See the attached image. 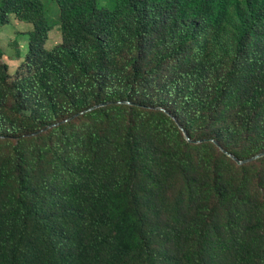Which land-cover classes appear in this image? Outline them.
<instances>
[{
  "label": "trees",
  "instance_id": "1",
  "mask_svg": "<svg viewBox=\"0 0 264 264\" xmlns=\"http://www.w3.org/2000/svg\"><path fill=\"white\" fill-rule=\"evenodd\" d=\"M52 1V50L47 3L0 4L33 27L12 84L0 52V264H264V158L215 143L264 152V0Z\"/></svg>",
  "mask_w": 264,
  "mask_h": 264
},
{
  "label": "rangeland",
  "instance_id": "2",
  "mask_svg": "<svg viewBox=\"0 0 264 264\" xmlns=\"http://www.w3.org/2000/svg\"><path fill=\"white\" fill-rule=\"evenodd\" d=\"M44 1L45 0H43V2ZM97 2L101 7L109 9H112L115 6V0H97ZM60 15L61 12L58 4L54 1L49 2L46 10V16L51 28L43 45V47L47 50H52L56 47L68 46L61 31ZM5 21H7L6 24L10 23L13 27V24L19 25L18 29L20 31H31L32 29L31 25L20 24V22L16 21L14 16L11 15H7L5 17ZM233 27L234 25H231L226 29V32L214 36L208 41L207 52L204 53L206 57L225 56V53L228 50V43L232 41L231 37H233ZM28 40L27 36L24 38H18L9 31L0 30V52L2 54L1 63L7 67V73L9 76L8 81L11 84L22 78L27 72V66L25 65H27L26 55L29 44Z\"/></svg>",
  "mask_w": 264,
  "mask_h": 264
},
{
  "label": "water",
  "instance_id": "3",
  "mask_svg": "<svg viewBox=\"0 0 264 264\" xmlns=\"http://www.w3.org/2000/svg\"><path fill=\"white\" fill-rule=\"evenodd\" d=\"M101 105H103V104H96V105H94L93 107H91L89 110H92V109H94V108H96V107H99V106H101ZM167 112H168V111H167ZM80 113H83V112H80ZM80 113H79V114H80ZM168 114H170V113L168 112ZM76 115H78V114H76ZM76 115L72 116L70 119L65 120V121H63V122L66 123V122L72 120V118L75 117ZM61 123H62V122H60V123H58V124H55V125H52V126H50L49 128L54 127V126H57V125H59V124H61ZM177 124H178V126L180 127V129L182 130V132H183L185 138H186L189 142H194V140L191 139V137L189 136V134H188V132L186 131V129H185V128H184L179 122H177ZM49 128L44 129V131L47 130V129H49ZM198 141H200V140H197V141H195V142H198ZM215 143L220 147V149H221L223 152H225L230 158H232V159L237 163V165H242V164L252 163V162L257 161V160H259V159H261V158H264V152H262V153L257 154V155H255V156L249 158V159L238 160L234 155L228 153V151L225 150V149L219 144V142L215 141Z\"/></svg>",
  "mask_w": 264,
  "mask_h": 264
},
{
  "label": "crops",
  "instance_id": "4",
  "mask_svg": "<svg viewBox=\"0 0 264 264\" xmlns=\"http://www.w3.org/2000/svg\"><path fill=\"white\" fill-rule=\"evenodd\" d=\"M43 1V0H42ZM52 0H45L44 2L45 3H49V2H51ZM0 4H1V0H0ZM16 21H19V20H17L16 19ZM20 22V24H29V25H31L30 23H27V22H22V21H19ZM14 25V27L12 26V24H10V23H8V24H5V25H3V26H0V30H5V31H9L10 33H12L13 35H15V36H17L18 38H24V37H26L27 36V39H28V35L32 32V30H33V27H32V25H31V27H32V29H31V31H20L19 29H18V26L19 25H15V24H13ZM24 26V25H23ZM21 27V26H20ZM21 35H23V36H21Z\"/></svg>",
  "mask_w": 264,
  "mask_h": 264
}]
</instances>
